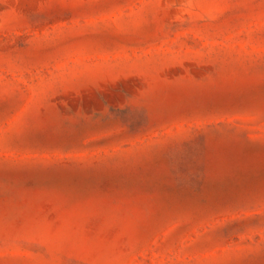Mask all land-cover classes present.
Masks as SVG:
<instances>
[{"label":"rangeland","instance_id":"374dc122","mask_svg":"<svg viewBox=\"0 0 264 264\" xmlns=\"http://www.w3.org/2000/svg\"><path fill=\"white\" fill-rule=\"evenodd\" d=\"M0 264H264V0H0Z\"/></svg>","mask_w":264,"mask_h":264}]
</instances>
